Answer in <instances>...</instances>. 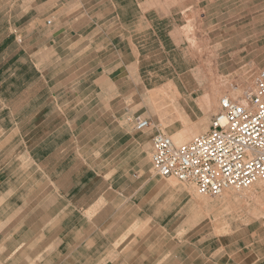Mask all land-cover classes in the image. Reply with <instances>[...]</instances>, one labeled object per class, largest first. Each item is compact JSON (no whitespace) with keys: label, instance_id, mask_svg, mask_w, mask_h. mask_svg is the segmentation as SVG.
<instances>
[{"label":"rangeland","instance_id":"obj_1","mask_svg":"<svg viewBox=\"0 0 264 264\" xmlns=\"http://www.w3.org/2000/svg\"><path fill=\"white\" fill-rule=\"evenodd\" d=\"M263 66L264 0H0V196L31 194L38 171L51 239L74 249L86 229L69 261L44 240L11 253L18 218L0 205V264H264V189L200 194L149 158L154 134L207 131Z\"/></svg>","mask_w":264,"mask_h":264},{"label":"built area","instance_id":"obj_2","mask_svg":"<svg viewBox=\"0 0 264 264\" xmlns=\"http://www.w3.org/2000/svg\"><path fill=\"white\" fill-rule=\"evenodd\" d=\"M152 125L135 118V129ZM151 164L164 178L187 183L204 195L244 190L264 180V66L254 88L242 97H225L210 128L184 143L163 132L153 136Z\"/></svg>","mask_w":264,"mask_h":264},{"label":"crops","instance_id":"obj_3","mask_svg":"<svg viewBox=\"0 0 264 264\" xmlns=\"http://www.w3.org/2000/svg\"><path fill=\"white\" fill-rule=\"evenodd\" d=\"M174 14H176L175 11H174ZM66 36H68V34H66ZM65 39H68V38H65ZM151 153L152 151L150 152V156H149L150 161H151ZM36 173L39 175L38 171H36ZM38 175L36 176L35 185L31 186L32 188H28V189H32L31 194L26 193L25 190L22 193H19L18 190H13L11 188L7 190L5 194L0 196V205H3L4 207V204H5L7 208H11L15 210L14 213L17 214V218H18V223L11 222V224H14V223L18 224L17 233L19 234L17 238L18 243L15 249L11 251V253L18 251V249H22L24 246L27 247V245L31 242L38 243L39 241L44 240L47 243L41 246L46 247V250L44 252H46L48 256H51L54 254L52 250L53 251L57 250V252H59L60 249L62 248L61 252L65 251L64 253H62V256L69 261V259L73 255L74 250H76L78 247H83V246L86 247V229H83V232L81 231L79 233V239H78L79 242L75 244L74 249L73 247H71V244L69 243H66L61 248H60L61 246L60 242L58 245H56V241L51 239L52 237H54L56 233L55 217L52 216L51 218L41 223V218L39 216V210H40L39 203L41 199L42 201H44L45 199L47 200L51 199L52 207H54L55 201H56V188L55 186H51L50 184H48L46 188H43L44 189L43 193L47 192V195H43L41 198L40 178L38 177ZM150 180H151V177H148L147 179H143V183L133 190L134 192L132 196H135L141 193V191H144ZM100 203L97 200L91 204L90 208L97 207V206L99 208H97L96 212L92 215V217L90 218V221H93V219H96V217L100 213H102V211L104 210L105 206L104 205L101 206ZM29 214L33 216V221H31L30 223L28 222ZM68 233L70 235L71 231H69ZM13 235H14L13 233L12 234L9 233V235L7 236L8 239H12ZM22 237H25V238H22ZM64 238L66 239V234L64 235ZM50 247H52L51 253L47 252ZM38 249L39 247H37L35 250L37 251Z\"/></svg>","mask_w":264,"mask_h":264},{"label":"bare ground","instance_id":"obj_4","mask_svg":"<svg viewBox=\"0 0 264 264\" xmlns=\"http://www.w3.org/2000/svg\"><path fill=\"white\" fill-rule=\"evenodd\" d=\"M171 85V84H170ZM162 88V87H161ZM169 88V87H168ZM172 88V87H171ZM160 89V88H159ZM158 89V90H159ZM170 89V88H169ZM176 89V88H175ZM162 90H163V88H162ZM159 92V91H158ZM158 92H151V94H150V96H148L149 97V99L151 100V102L153 103V105L154 106H159L160 108H161V106H163L164 104H165V102L166 101H164L165 100V97H161V100L160 101H158L157 100V98L158 97H156V96H158ZM165 92V91H164ZM161 93V92H160ZM176 93V92H175ZM179 93V92H178ZM164 94H166V92L164 93ZM167 95V94H166ZM165 95V96H166ZM179 95V94H178ZM164 96V95H163ZM169 96V95H168ZM177 96V95H176ZM180 96V95H179ZM178 96V97H179ZM151 97V98H150ZM173 97H175V96H173ZM213 97V96H212ZM211 97V98H212ZM216 97V96H215ZM215 97H214V99H215ZM227 97V96H226ZM172 98V97H171ZM171 98H169V99H171ZM177 98V97H176ZM174 99V98H173ZM178 99V98H177ZM214 99H213V101H214ZM167 100V99H166ZM157 101L158 102H160V103H157ZM173 101V100H172ZM171 101V102H172ZM177 101V100H176ZM211 101V100H210ZM169 105V104H168ZM171 105H173L172 103H171ZM212 106V105H211ZM219 107V106H218ZM163 109H161L163 112H168V111H171V109L170 108H167V107H162ZM158 110V109H157ZM174 110V109H173ZM160 112V111H159ZM163 112L161 113V114H163ZM174 112H175V110H174ZM177 113H178V116H180V113H179V111H177ZM164 124V123H163ZM183 131V130H182ZM185 131V130H184ZM189 134H190V132L188 133V132H179V133H175V134H172V138L174 139V141L176 142V143H183V142H185L186 141V139H187V137L189 136ZM177 182V181H176ZM174 184V183H173ZM251 191H249V195L250 196H252V199H253V197L254 198H257L258 200H259V194H261V192H262V190L264 189V181H262V180H259V181H256L251 187ZM249 189H247V191H248ZM238 191V190H237ZM244 193H246V192H244Z\"/></svg>","mask_w":264,"mask_h":264}]
</instances>
